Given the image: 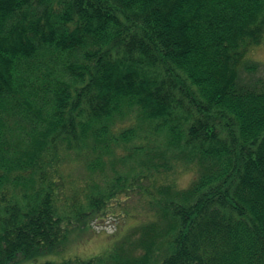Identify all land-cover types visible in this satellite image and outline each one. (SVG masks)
<instances>
[{
  "label": "trees",
  "instance_id": "1",
  "mask_svg": "<svg viewBox=\"0 0 264 264\" xmlns=\"http://www.w3.org/2000/svg\"><path fill=\"white\" fill-rule=\"evenodd\" d=\"M263 40L264 0H0V264L130 194L110 250L41 264H264Z\"/></svg>",
  "mask_w": 264,
  "mask_h": 264
},
{
  "label": "rangeland",
  "instance_id": "2",
  "mask_svg": "<svg viewBox=\"0 0 264 264\" xmlns=\"http://www.w3.org/2000/svg\"><path fill=\"white\" fill-rule=\"evenodd\" d=\"M248 59L255 63L257 68L254 72L243 73L246 80L264 79V40L249 53ZM64 174L71 175L73 183L82 182L85 176L83 170L71 164L65 167ZM189 180V175L182 176L180 185L186 186ZM67 181V177H64V182L60 181V186L62 189L64 186L70 192L71 188ZM141 206L138 194H130L128 198L119 196L108 205L106 214L92 221L87 228L74 231L65 243L59 244L58 248L41 251L35 259L16 264H41L45 261L59 263L74 257L90 259L98 256L110 250L130 229L146 219Z\"/></svg>",
  "mask_w": 264,
  "mask_h": 264
}]
</instances>
